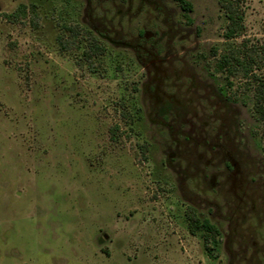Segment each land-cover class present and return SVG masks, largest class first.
I'll return each mask as SVG.
<instances>
[{
	"label": "rangeland",
	"instance_id": "rangeland-1",
	"mask_svg": "<svg viewBox=\"0 0 264 264\" xmlns=\"http://www.w3.org/2000/svg\"><path fill=\"white\" fill-rule=\"evenodd\" d=\"M187 1L0 0V264H264V141L211 52L264 57V0L230 40L217 0Z\"/></svg>",
	"mask_w": 264,
	"mask_h": 264
},
{
	"label": "trees",
	"instance_id": "trees-1",
	"mask_svg": "<svg viewBox=\"0 0 264 264\" xmlns=\"http://www.w3.org/2000/svg\"><path fill=\"white\" fill-rule=\"evenodd\" d=\"M186 10L190 9L187 0H176ZM220 10L224 13L226 24L223 28V37L227 40L242 37L245 32L244 10L242 0H217ZM23 8L19 7V13ZM64 29L70 34L68 38L60 36L58 38L63 49L70 47L80 48L83 40L80 26L77 24L65 25ZM81 31V32H80ZM86 48L82 51V56L91 63L94 57H98L104 52V47L91 34L86 36ZM213 55H217L215 69L225 72L226 83L233 86L231 79H240L244 89L250 91L252 98V114L255 122L259 125L260 134L264 141V74L258 72V65L264 63L259 48L254 44H249V40H242L239 43L231 44L225 50L217 53V48L212 49ZM203 228L212 235H217L218 229L207 220L199 221L195 219L190 226L191 231Z\"/></svg>",
	"mask_w": 264,
	"mask_h": 264
},
{
	"label": "flooded vegetation",
	"instance_id": "flooded-vegetation-1",
	"mask_svg": "<svg viewBox=\"0 0 264 264\" xmlns=\"http://www.w3.org/2000/svg\"><path fill=\"white\" fill-rule=\"evenodd\" d=\"M176 1V0H175ZM178 2V1H177ZM178 4L180 5V8L185 12V13H187V12H189L190 10H191V8H192V6H191V4H190V9H184L182 6H181V4L178 2ZM219 7V6H218ZM142 34L143 35H145L146 34V32L144 31V32H142ZM223 36V35H222ZM224 38V37H223ZM227 40V39H226ZM212 52V51H211ZM167 59V57L165 58H155V59H151V60H149L148 62H147V68H152L153 67V65L154 64H158V63H163L165 60ZM219 138H224V135H219L218 136ZM216 148H219V145H216V144H213L212 146H211V149H216ZM226 165L229 167V168H233V166L235 165V164H233V163H231V161H227L226 162ZM263 197V196H262ZM263 198H261L260 200H262Z\"/></svg>",
	"mask_w": 264,
	"mask_h": 264
}]
</instances>
